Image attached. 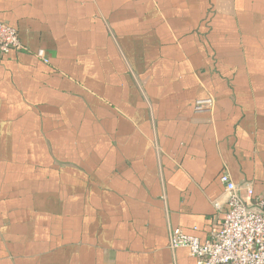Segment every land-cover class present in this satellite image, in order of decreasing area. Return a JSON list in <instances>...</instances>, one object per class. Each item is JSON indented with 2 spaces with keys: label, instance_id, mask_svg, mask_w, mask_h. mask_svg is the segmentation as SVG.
<instances>
[{
  "label": "crops",
  "instance_id": "obj_1",
  "mask_svg": "<svg viewBox=\"0 0 264 264\" xmlns=\"http://www.w3.org/2000/svg\"><path fill=\"white\" fill-rule=\"evenodd\" d=\"M0 21L25 47L0 54V264H190L170 233L221 228L225 170L264 196V0H0Z\"/></svg>",
  "mask_w": 264,
  "mask_h": 264
},
{
  "label": "built area",
  "instance_id": "obj_2",
  "mask_svg": "<svg viewBox=\"0 0 264 264\" xmlns=\"http://www.w3.org/2000/svg\"><path fill=\"white\" fill-rule=\"evenodd\" d=\"M24 48L18 30L0 21V54ZM38 55L43 57V51ZM209 102L198 101L197 109ZM220 180L225 184L227 204L221 228L205 241L180 228L173 229L170 246L187 248L194 259L190 264H264V196H255L251 186L241 193L226 170ZM216 205L220 207L219 202Z\"/></svg>",
  "mask_w": 264,
  "mask_h": 264
}]
</instances>
